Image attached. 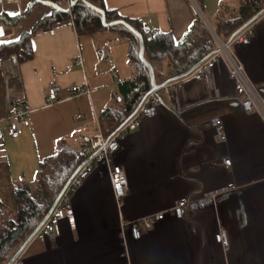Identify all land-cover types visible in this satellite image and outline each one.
Here are the masks:
<instances>
[{
	"label": "crops",
	"instance_id": "obj_1",
	"mask_svg": "<svg viewBox=\"0 0 264 264\" xmlns=\"http://www.w3.org/2000/svg\"><path fill=\"white\" fill-rule=\"evenodd\" d=\"M104 1L124 16L145 21L149 31L171 33L178 41L187 37L198 17L216 23L224 5L234 8L239 2L206 0L203 12L196 0ZM30 2L5 1L0 15L19 13ZM49 11L44 4L36 6L17 27H4L12 31L0 42L18 39ZM255 23V38L237 50L264 95V18ZM128 47V39L119 33L80 36L73 24L63 22L33 38L30 61L18 65L13 59L0 60V215L3 207L16 209L14 185L33 181L40 160L54 155L59 141L81 150L101 129L100 113L120 106V84L136 75ZM79 57L83 63L77 62ZM5 67L18 73L5 74ZM182 79L177 89L160 91L157 116L147 117L120 141L114 159L129 181L122 212L107 164L101 161L73 196L74 221L63 219L55 238H33L22 252L25 264H264V121L243 110L222 66L205 78ZM53 83L61 94L50 101ZM85 84L90 93L71 94V87ZM18 94L30 109V119L13 136L6 117L18 104L9 106L8 97ZM216 117L225 122L227 140L212 126ZM224 157L232 159L231 167L225 166ZM183 196L191 201L186 219L168 212L151 229H143L139 239L127 230L125 249L121 216L135 219L166 210ZM220 226L229 237L227 249L215 238Z\"/></svg>",
	"mask_w": 264,
	"mask_h": 264
},
{
	"label": "trees",
	"instance_id": "obj_2",
	"mask_svg": "<svg viewBox=\"0 0 264 264\" xmlns=\"http://www.w3.org/2000/svg\"><path fill=\"white\" fill-rule=\"evenodd\" d=\"M196 1L204 12L206 0ZM42 4L50 11L42 15L32 28L23 31L16 40L0 42V60L13 59L18 65L30 61L34 57L33 38L53 32L63 22L73 23L80 36L109 30L128 39L129 61L136 69V75L120 84V106L108 107L99 115L100 127L106 137L128 122L152 89L149 65L159 83L184 78L181 76L191 74L198 64L218 49L215 35L229 41L242 26L264 14V0H239L234 8L224 5L216 23L209 20L213 31L198 17L187 37L178 41L171 33H152L146 28L145 21L108 8L104 0H31L28 8L16 15H0V26L17 27L36 6ZM156 62L163 63L156 68ZM84 160L83 148H73L61 140L54 155L40 160L33 182L22 181L14 185L16 209L1 208L0 264H7L35 232Z\"/></svg>",
	"mask_w": 264,
	"mask_h": 264
},
{
	"label": "built area",
	"instance_id": "obj_3",
	"mask_svg": "<svg viewBox=\"0 0 264 264\" xmlns=\"http://www.w3.org/2000/svg\"><path fill=\"white\" fill-rule=\"evenodd\" d=\"M5 1L17 2L19 0H0V5ZM263 18L264 14L253 23L247 25L236 36H234L232 40L223 41L215 35L218 49L207 60L198 64L189 76L195 79L205 78L209 70L215 69L217 66H222L226 71L228 78L234 84L236 94L238 95L243 110L245 112L257 113L264 121V95L261 94L258 85L249 75L246 63L237 50L238 46L249 45L253 41L256 36L255 22ZM151 32L154 34L159 33L156 29ZM105 55L107 57L110 56L109 52H105ZM77 62L83 63L82 58L79 57ZM8 73L14 75L18 73V69L11 68V70H9L8 67H5V74ZM183 80L185 79H173L161 84L158 89L150 91L145 96L138 109L131 115L128 122L111 136L106 137L103 131L99 128L97 133L86 140L82 147L85 155L83 164L65 188L48 218L35 233L34 238L41 240L55 238L60 234V222L63 219L74 221L75 210L73 196L83 187L85 180L93 173L95 167L101 161H104L107 164L113 194L118 209L120 211L122 210L124 199L129 192V181L123 166L114 159L115 154L119 149L120 141L127 132L135 130L147 117L157 116L159 107L162 104L160 91L167 89L175 90ZM8 81L9 80L7 79L6 82ZM70 92L73 96H76L78 94L90 93V89L88 88V85L85 84L77 88L71 87ZM7 94H10L9 88H7ZM60 94L61 87L57 83H53L48 90V99L52 101ZM8 99L9 106L13 102L18 104L17 107L9 110L6 117L11 134L13 136H18L21 132L22 121L30 119V109L27 105L22 103L24 100L22 94H18L15 97H8ZM212 126L221 140H227L226 126L222 118H214L212 120ZM222 160L226 167H231L232 159L230 157H224ZM232 187L233 186H229L215 190L211 196H215L216 194ZM190 202L191 201L187 196H183L180 197L171 208L166 210L155 211L135 219H124V217L121 216L120 229L125 249H127V230L131 232L133 239H139L143 235V229H151L155 223L163 220L168 212H172L178 218L186 219L190 212ZM215 238L223 248H228L229 237L223 226L219 227V231ZM11 264H25L22 253Z\"/></svg>",
	"mask_w": 264,
	"mask_h": 264
},
{
	"label": "water",
	"instance_id": "obj_4",
	"mask_svg": "<svg viewBox=\"0 0 264 264\" xmlns=\"http://www.w3.org/2000/svg\"><path fill=\"white\" fill-rule=\"evenodd\" d=\"M259 16V15H258ZM255 17L254 19H252L251 21H249L248 23H246L244 26H242L238 31H236L233 36L230 38V40H232L234 38V36H236L241 30H243L247 25L251 24L252 22H254L255 20H257L259 17ZM205 23L207 24V26L211 29V31H213V29L211 28V25L208 23L207 20H205ZM0 29H3V33L0 34V37H3L5 35H9L11 34V29H4L3 26H0ZM217 36V35H216ZM141 56L143 57V50L141 51ZM197 67V66H196ZM195 67V68H196ZM149 68H150V71H151V78H152V90H155V89H158L161 84H158L155 80V75L153 74V67L151 65H149ZM194 68V69H195ZM190 73V72H189ZM189 73L185 74L184 76H181V77H185L186 75H188ZM190 75V74H189ZM173 79H180V77H176V78H173ZM166 83V82H165ZM164 84V83H163ZM185 110V109H184ZM174 112L177 114V115H180L183 110H174ZM69 184V183H68ZM68 184L63 188V190L61 191V193L58 195V197L56 198L52 208L50 209L49 213L47 214V216L45 217V219L41 222V224L38 226V228L35 230V232L30 236V238H28V240L19 248V250L16 252V254L11 258V260L7 263V264H11L23 251L24 249L26 248V246L28 245V243L34 238L35 236V233L37 232V230L41 227V225L43 224V222L48 218V216L50 215V213L52 212V210L54 209V207L56 206L59 198L61 197L62 193L64 192L65 188L68 186Z\"/></svg>",
	"mask_w": 264,
	"mask_h": 264
},
{
	"label": "rangeland",
	"instance_id": "obj_5",
	"mask_svg": "<svg viewBox=\"0 0 264 264\" xmlns=\"http://www.w3.org/2000/svg\"><path fill=\"white\" fill-rule=\"evenodd\" d=\"M159 63H163V62H159ZM159 63L156 62L154 66H155L156 68L159 67V66H160ZM26 181L31 183V181H28V180H26ZM32 182H33V181H32Z\"/></svg>",
	"mask_w": 264,
	"mask_h": 264
},
{
	"label": "snow or ice",
	"instance_id": "obj_6",
	"mask_svg": "<svg viewBox=\"0 0 264 264\" xmlns=\"http://www.w3.org/2000/svg\"><path fill=\"white\" fill-rule=\"evenodd\" d=\"M17 13H12V15H16ZM3 33V29H0V34Z\"/></svg>",
	"mask_w": 264,
	"mask_h": 264
}]
</instances>
